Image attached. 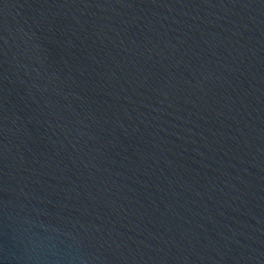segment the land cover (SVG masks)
<instances>
[{
    "label": "water",
    "instance_id": "obj_1",
    "mask_svg": "<svg viewBox=\"0 0 264 264\" xmlns=\"http://www.w3.org/2000/svg\"><path fill=\"white\" fill-rule=\"evenodd\" d=\"M0 264H264V0H0Z\"/></svg>",
    "mask_w": 264,
    "mask_h": 264
}]
</instances>
